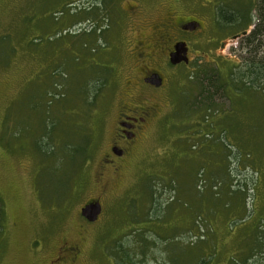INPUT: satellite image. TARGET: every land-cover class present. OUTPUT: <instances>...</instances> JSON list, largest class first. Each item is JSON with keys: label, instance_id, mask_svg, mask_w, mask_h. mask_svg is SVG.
Returning a JSON list of instances; mask_svg holds the SVG:
<instances>
[{"label": "rangeland", "instance_id": "obj_1", "mask_svg": "<svg viewBox=\"0 0 264 264\" xmlns=\"http://www.w3.org/2000/svg\"><path fill=\"white\" fill-rule=\"evenodd\" d=\"M230 1L0 0V264H49L64 246L77 249L66 264H122L127 253L134 264H227L238 232L210 215L213 185L223 181L219 194L231 197L243 176L231 177L232 163L219 158L208 165L202 144H213L221 131L214 121L228 111L237 121L245 107L251 113L242 95L206 100L203 81L216 66L226 71L246 56L241 28L217 20L219 2ZM104 4L116 7L114 21L128 17L112 36L103 16L95 19ZM166 13L201 24L181 36L189 63L162 68L165 87L143 101L154 117L130 155L101 167L137 64L132 49L157 34ZM206 102L217 118H207ZM72 148L84 155L74 158ZM94 200L103 210L89 222L81 210ZM229 201L241 206L243 196Z\"/></svg>", "mask_w": 264, "mask_h": 264}, {"label": "trees", "instance_id": "obj_2", "mask_svg": "<svg viewBox=\"0 0 264 264\" xmlns=\"http://www.w3.org/2000/svg\"><path fill=\"white\" fill-rule=\"evenodd\" d=\"M231 1L219 2L216 8L217 20L222 28L231 31L241 28L243 31L241 49L243 48L246 56L243 57V63L229 64L226 71L216 66L203 84L206 83L207 86L206 100L211 101L217 96L230 101L232 94L236 97L242 95L240 98H243V106L249 103L247 106L251 108V113L247 112L245 107L243 121H237L232 111L229 114L228 111L221 120L214 121L221 131L213 144L208 143L206 146L202 144V148L209 149L206 151L207 160L211 157L208 165L211 164L213 168L219 159L222 160L221 163H232L229 175L243 176L244 181L243 187L238 188L239 192H232L231 197L229 194H219L223 181L214 182L216 202L210 215L214 216L215 220L225 218L223 220L228 233L234 229L238 232L235 239L239 250L229 256L227 264H264V0ZM253 24L254 28L246 35ZM206 104L208 105L200 107L208 112L207 118L215 116L211 114L213 107L211 103ZM210 128H213L212 125ZM206 137L209 138L210 135L207 134ZM192 148L195 150V146ZM70 153H73L74 158L77 155H84L83 151L77 149L74 152L73 148ZM212 157H215V160ZM205 168L206 166L202 167L200 173ZM236 195L243 196V203L240 204L243 208L232 201L225 202ZM155 196L156 192L151 189L150 198ZM260 198L262 203L259 204ZM4 225L5 212L0 199V239L4 233ZM130 258L127 253L122 259V264H134ZM200 264H208V261L202 260Z\"/></svg>", "mask_w": 264, "mask_h": 264}, {"label": "flooded vegetation", "instance_id": "obj_3", "mask_svg": "<svg viewBox=\"0 0 264 264\" xmlns=\"http://www.w3.org/2000/svg\"><path fill=\"white\" fill-rule=\"evenodd\" d=\"M104 6L105 7H95L93 9L96 13L95 19H97V17L99 18V15H102L103 18L100 19L105 22L103 31H107L108 34L112 36L114 28L117 27L115 29L117 34L122 24L128 22V17L119 15V20L114 21L111 19L110 12L116 10V7H108V4H104ZM139 8L136 7L135 11ZM162 13H164V11ZM173 16V13L162 15L160 17L162 22H159V29L156 30L157 34L152 38L148 37L149 39H138L135 48L132 49L131 55H134L137 64L134 67V73H132V69H130V79L126 80L125 85H128L126 94L128 96L125 97V103H122L120 106L113 143L108 147V152L100 165L101 167L114 166L115 162H119V160L130 155L132 147H134L137 139L142 136L143 130L145 131L149 120L154 117V105H149L148 103L143 104V101L152 100V97L148 94L158 92L165 87L166 79L161 71L162 68L169 70L184 64H171L170 55L175 52V46L179 43H185L188 48L187 55H189L188 42L184 41L181 36L185 34H195L200 28L195 31H185L184 27L186 24L194 20L184 23L180 19H174ZM144 18L147 19V17ZM91 20L92 19L88 18L85 23L88 24ZM97 20L99 21V19ZM113 25H115L114 28L112 27ZM108 39H106L105 42H107ZM118 47L119 45H117V49H119ZM106 51H109L108 48H106ZM113 51H115V48L110 47V52L113 53ZM129 92L130 94H128ZM101 207L103 210L102 204ZM76 252L77 249L75 247L64 246L58 252L59 256L57 259L51 261L49 264H66L69 258L71 259V257H74Z\"/></svg>", "mask_w": 264, "mask_h": 264}, {"label": "water", "instance_id": "obj_4", "mask_svg": "<svg viewBox=\"0 0 264 264\" xmlns=\"http://www.w3.org/2000/svg\"><path fill=\"white\" fill-rule=\"evenodd\" d=\"M201 27L197 21L190 22L184 27L185 31H195ZM188 48L185 43H179L175 46V52L170 55L172 65H179L181 63L188 64ZM102 213V207L99 201H91L85 205L81 210V216L89 222H96Z\"/></svg>", "mask_w": 264, "mask_h": 264}]
</instances>
